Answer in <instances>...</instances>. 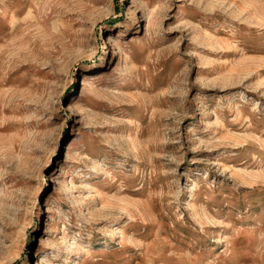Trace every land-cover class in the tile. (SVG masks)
Returning <instances> with one entry per match:
<instances>
[{
	"label": "rangeland",
	"instance_id": "rangeland-1",
	"mask_svg": "<svg viewBox=\"0 0 264 264\" xmlns=\"http://www.w3.org/2000/svg\"><path fill=\"white\" fill-rule=\"evenodd\" d=\"M0 264H264V0H0Z\"/></svg>",
	"mask_w": 264,
	"mask_h": 264
},
{
	"label": "bare ground",
	"instance_id": "bare-ground-1",
	"mask_svg": "<svg viewBox=\"0 0 264 264\" xmlns=\"http://www.w3.org/2000/svg\"><path fill=\"white\" fill-rule=\"evenodd\" d=\"M116 45H119V43H117ZM84 83V91L85 90H89V89H91L92 87H93V85L92 84H89L90 82L89 81H85V82H83ZM71 157H70V155H68V159H70Z\"/></svg>",
	"mask_w": 264,
	"mask_h": 264
}]
</instances>
